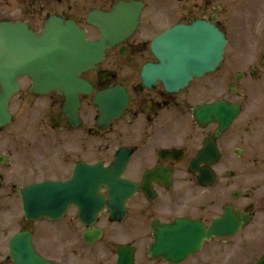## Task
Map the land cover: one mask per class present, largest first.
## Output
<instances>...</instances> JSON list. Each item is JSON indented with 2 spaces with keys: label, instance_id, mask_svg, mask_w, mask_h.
<instances>
[{
  "label": "flooded vegetation",
  "instance_id": "af4514ba",
  "mask_svg": "<svg viewBox=\"0 0 264 264\" xmlns=\"http://www.w3.org/2000/svg\"><path fill=\"white\" fill-rule=\"evenodd\" d=\"M119 3L134 7L126 14H139L137 26L82 73L91 91L78 95L74 118L65 92L38 93L32 77L18 78L8 103L11 121L0 127V264H16L10 241L23 232L49 264H264V0H0V25L23 24L36 39L57 18L94 41L100 33L88 26V14H114ZM196 21L224 34L220 66L178 93L157 81L146 85L144 66L158 63L152 39ZM5 41L0 29L1 71ZM45 63L51 81V59ZM59 72L63 81L62 67ZM115 87L128 101L102 128L94 100ZM230 108L237 110L231 121ZM122 154L128 159L121 178L134 189L112 182L94 192L93 181L76 189L83 208L94 209L96 197L104 201L92 225L99 236L84 237L76 203L54 221L22 215L26 187L66 183L81 164L117 169ZM120 205L122 214L115 211ZM164 227L168 234L158 230ZM187 232L201 241L199 249L177 261ZM157 239L175 241L174 261L150 254Z\"/></svg>",
  "mask_w": 264,
  "mask_h": 264
},
{
  "label": "water",
  "instance_id": "95a60500",
  "mask_svg": "<svg viewBox=\"0 0 264 264\" xmlns=\"http://www.w3.org/2000/svg\"><path fill=\"white\" fill-rule=\"evenodd\" d=\"M130 6L120 4L115 11L125 12ZM130 17L133 19L130 22ZM138 14H91L89 23L96 26L102 35L99 42L87 43L84 33L78 31L76 26L68 22L65 26L61 21L52 20L48 24L47 35L42 41L33 40L20 25H5V33L9 38L5 41V61L3 73L0 78L4 91L0 94V126L8 122L7 102L17 91L16 79L20 75H33L36 70L35 89L38 92L46 89H57L67 94L75 106L77 95L86 93V84L79 79V75L91 68L94 63L103 59L105 51L116 45L121 39L130 35L136 25ZM25 37L26 39H24ZM222 35L214 28L204 23L193 26H178L159 36L153 41V52L159 60L158 65H149L144 69L145 82L158 79L168 90L176 92L196 76L213 71L222 60L224 45ZM61 54V55H60ZM38 59L50 60L53 70L51 81H46L48 63ZM36 60V64L32 62ZM63 60V65L59 63ZM63 69L61 81L59 68ZM119 101V108L113 111L112 102ZM118 95L106 92L97 100L103 119L107 122L110 118L120 114L124 105ZM71 186V185H70ZM70 186H54L55 190L66 191ZM50 185L37 188L44 192ZM27 195L25 212L29 218L44 216L53 218L63 210L33 209ZM73 201L68 199L67 203ZM57 217V216H55ZM15 247V245H12ZM15 250V249H14ZM157 250V248L155 249ZM17 251V250H16ZM189 252V251H188Z\"/></svg>",
  "mask_w": 264,
  "mask_h": 264
}]
</instances>
